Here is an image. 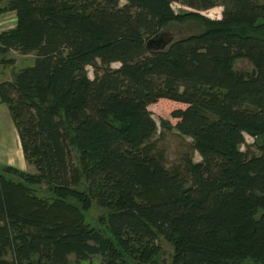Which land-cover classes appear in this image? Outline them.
I'll list each match as a JSON object with an SVG mask.
<instances>
[{"label":"trees","instance_id":"1","mask_svg":"<svg viewBox=\"0 0 264 264\" xmlns=\"http://www.w3.org/2000/svg\"><path fill=\"white\" fill-rule=\"evenodd\" d=\"M5 1L18 20L0 52L36 57L0 99L35 172L0 163V264H150L160 237L173 264H264V0ZM218 5L220 19L200 13ZM187 18L205 29L148 49ZM153 104L193 139L189 179L152 150Z\"/></svg>","mask_w":264,"mask_h":264},{"label":"rangeland","instance_id":"2","mask_svg":"<svg viewBox=\"0 0 264 264\" xmlns=\"http://www.w3.org/2000/svg\"><path fill=\"white\" fill-rule=\"evenodd\" d=\"M122 3L124 1L122 0ZM3 2H0V8L3 7ZM174 10L177 14H185L196 12L192 8L184 6L180 3H174ZM224 10V5H218L209 10L201 11L200 13L210 19H220L222 18ZM205 29L204 24H202L198 19L195 18H187L182 21L173 20L168 22L162 27V31L164 32H172L175 36V39H183L187 38L193 34L201 33ZM36 55L34 53L24 55L19 53L16 50H13L11 53L7 54L5 58L14 59L12 65L0 66L4 72L0 73V75H4V77H11L16 71L32 65L34 63ZM116 68L119 66L118 63L113 64ZM235 68L240 71L250 73L253 65L250 61L238 60L235 64ZM254 70V69H253ZM90 76L92 77V70H89ZM1 77V81H3V77ZM8 107L6 104H3L0 99V110L4 111ZM153 112V117L157 121L158 131L154 136V140L152 142V150L154 153L159 155L163 161L165 166L174 171L178 170L182 175L186 176L188 179L190 178L189 171L187 169V159L193 160V162H199L201 160V156L198 151H196L193 139L189 136L183 135L176 129H168L161 125V118L164 116L168 117V114L165 112L163 106L158 104H153L149 107ZM8 118H10L9 109H8ZM14 122V120L12 121ZM16 125V124H15ZM6 126V125H5ZM8 127V126H7ZM2 127H0V163L2 165H10L16 167L20 170L27 172H35V168L33 165H29L25 160L24 154L22 150V144L20 136H3ZM14 132V130H13ZM8 135V132H5ZM246 143L254 144L255 141H260L259 137H254L249 133H245ZM245 146H243L244 148ZM42 189L46 191V185H41ZM42 195V194H41ZM43 196H46V193H43ZM106 212V209L99 206L96 201H94L93 207L87 214V222L92 225H97L99 218L102 214ZM160 243L162 245V251L157 255L154 261L150 264H173V257L175 253V246L173 243L168 242L164 237H160ZM73 259V257H72ZM7 263L12 264V258L10 254L6 256ZM92 264H100L99 257H92ZM83 264H89V261H83Z\"/></svg>","mask_w":264,"mask_h":264},{"label":"crops","instance_id":"3","mask_svg":"<svg viewBox=\"0 0 264 264\" xmlns=\"http://www.w3.org/2000/svg\"><path fill=\"white\" fill-rule=\"evenodd\" d=\"M0 2H1V0H0ZM2 2L4 3L3 4V7H4L6 5V1L5 0H2ZM3 7H1V8H3ZM17 20H18L17 19V15H16V12L14 10L0 11V33L2 31H5L7 29H10V28L16 26ZM12 51L13 50L9 51L6 54H2L0 52V66H6L8 64L9 65H12V63H5V62L2 63L3 58H5L6 55L9 54V53H11ZM5 59H9V58H5ZM2 72H4V70H2V68H0V73H2ZM13 75L14 74H12L11 77H4V75H0V76H2L3 77L2 80L5 81V80H11L13 78ZM1 82L2 81H1V77H0V83ZM8 109L9 108H7L4 111L0 110V127L3 128L2 129V134H3V136H15V135L16 136L17 135L19 136L18 129H17L15 123L12 122L13 121V118H12L11 114H9L10 118H8V112H7ZM13 130H14V132H13ZM5 132H8V135ZM21 151H23V150H21Z\"/></svg>","mask_w":264,"mask_h":264},{"label":"water","instance_id":"4","mask_svg":"<svg viewBox=\"0 0 264 264\" xmlns=\"http://www.w3.org/2000/svg\"><path fill=\"white\" fill-rule=\"evenodd\" d=\"M174 39L172 32H161L148 40L147 47L149 50L166 49Z\"/></svg>","mask_w":264,"mask_h":264}]
</instances>
